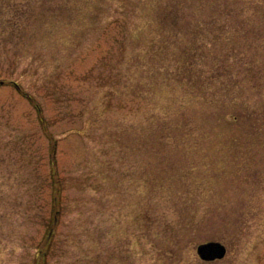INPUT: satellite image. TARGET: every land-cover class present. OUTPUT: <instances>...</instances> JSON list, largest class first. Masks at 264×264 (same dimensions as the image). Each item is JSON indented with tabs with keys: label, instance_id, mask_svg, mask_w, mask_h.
Segmentation results:
<instances>
[{
	"label": "rangeland",
	"instance_id": "374dc122",
	"mask_svg": "<svg viewBox=\"0 0 264 264\" xmlns=\"http://www.w3.org/2000/svg\"><path fill=\"white\" fill-rule=\"evenodd\" d=\"M144 1L102 0L104 12L77 6L95 0H0V264H264L263 183H153L164 151L154 130L191 103L166 80L162 36L210 11L184 10L160 31ZM190 36L178 38L186 52L203 39ZM193 56L204 72L221 59ZM136 136L150 153L138 156ZM259 154L249 171L264 180V144ZM212 240L225 257L200 260L196 246Z\"/></svg>",
	"mask_w": 264,
	"mask_h": 264
},
{
	"label": "trees",
	"instance_id": "16d2710c",
	"mask_svg": "<svg viewBox=\"0 0 264 264\" xmlns=\"http://www.w3.org/2000/svg\"><path fill=\"white\" fill-rule=\"evenodd\" d=\"M144 2L147 3L141 4L145 5L143 9L148 8L146 14L157 24L159 30L165 31L167 27L166 36H162V48L168 58L166 69L170 62H174V66H171L170 72L166 71V80H177L178 77L185 86V96L191 102L177 111L178 114L172 119L159 122L162 126H159V130L156 126L154 130L158 138L155 139L163 144L164 151L155 159L163 158V162L158 163L159 174L155 173L153 183L156 186H168L167 182L170 186L264 184L259 175L261 169L250 170L253 173L249 171L256 168L252 164L253 161L259 162V151L264 144V102L261 92L263 78L260 75L264 68L257 60L263 47L261 12L264 3L262 0H254L255 5L250 4L253 13L247 14L246 8L238 9L235 0L233 4L227 0H195L193 4H180L181 1L178 0ZM141 5L136 6L141 9ZM77 6L86 10L93 8L110 11L106 10L110 7L109 4L103 6L102 0ZM187 9L190 14L189 9L198 15L206 11L210 13L195 19L185 17L191 26L187 30L173 31L169 26L162 25L165 19L166 22L177 25L176 20L182 18H178V15H182ZM95 21L94 18L91 19V23ZM213 24L217 28L210 29L209 26ZM224 27L228 29L226 33ZM208 32L213 34L212 37H207ZM190 35L194 39L195 35H202L203 39L199 44H195L194 40L192 50L188 49L186 52L184 47L180 48L179 39L183 40L187 36L190 39ZM150 46L151 43L147 46L148 49ZM193 50L215 53L221 59L215 61L206 72L197 71L193 69ZM234 71H237L236 74ZM141 95L144 96L143 93ZM146 144L148 142L142 136H136L135 145L139 157L143 156L142 153L147 155L152 151L150 147H145ZM190 156L192 161H189ZM206 159L209 160L208 163L205 162ZM179 160L181 165H177ZM150 170L153 171L152 166ZM175 211L177 215L181 213V210Z\"/></svg>",
	"mask_w": 264,
	"mask_h": 264
},
{
	"label": "water",
	"instance_id": "95a60500",
	"mask_svg": "<svg viewBox=\"0 0 264 264\" xmlns=\"http://www.w3.org/2000/svg\"><path fill=\"white\" fill-rule=\"evenodd\" d=\"M226 247L219 241H206L196 246V254L202 261H215L224 258Z\"/></svg>",
	"mask_w": 264,
	"mask_h": 264
}]
</instances>
